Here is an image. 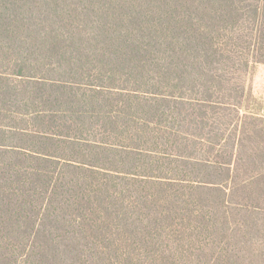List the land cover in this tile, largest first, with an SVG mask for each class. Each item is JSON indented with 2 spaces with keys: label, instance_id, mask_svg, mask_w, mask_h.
<instances>
[{
  "label": "trees",
  "instance_id": "16d2710c",
  "mask_svg": "<svg viewBox=\"0 0 264 264\" xmlns=\"http://www.w3.org/2000/svg\"><path fill=\"white\" fill-rule=\"evenodd\" d=\"M264 0H0V264H264Z\"/></svg>",
  "mask_w": 264,
  "mask_h": 264
},
{
  "label": "rangeland",
  "instance_id": "374dc122",
  "mask_svg": "<svg viewBox=\"0 0 264 264\" xmlns=\"http://www.w3.org/2000/svg\"><path fill=\"white\" fill-rule=\"evenodd\" d=\"M247 98L245 107L253 113L264 112V65L251 67L246 75L241 76Z\"/></svg>",
  "mask_w": 264,
  "mask_h": 264
}]
</instances>
